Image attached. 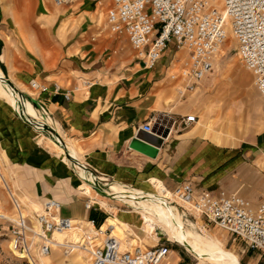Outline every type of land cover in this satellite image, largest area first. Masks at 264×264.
<instances>
[{
    "label": "crops",
    "instance_id": "crops-1",
    "mask_svg": "<svg viewBox=\"0 0 264 264\" xmlns=\"http://www.w3.org/2000/svg\"><path fill=\"white\" fill-rule=\"evenodd\" d=\"M86 1L96 3L95 12L111 4L110 0L82 2ZM83 7H74L73 12ZM84 12L87 11H81ZM80 25L81 30L74 33L70 42L72 45L66 53L61 54L53 47L51 55L47 57L40 48L23 46L22 50H14L10 44H6L0 53L3 78L26 99L29 120L34 124L38 120L45 125L43 117L46 116L38 107L42 106L49 114L50 127L60 134L73 155V164H80L82 171L91 175L119 176L130 179L133 184L137 180L136 174L144 171L145 177L162 182L170 191L180 183L192 182L197 191L209 192L217 197L238 192L253 208L264 204V113L261 102L251 97L246 103L249 106L247 115L252 117L249 122L256 129L243 140L224 139L214 130L202 131L196 125L199 122L198 112L202 108L200 102L191 98L185 102L167 104V92L162 85L168 79L175 81L176 78H169L173 76L171 70H155L158 63L153 68H146L143 57L136 62L135 58L125 57V51L113 50L106 55L96 51L88 36L93 25ZM93 35L91 40H97V34ZM0 41H5L2 34ZM105 44L103 39L98 42L101 48ZM117 45V41L110 43L112 48ZM113 58L116 65L110 66L107 60ZM124 60L127 61L123 63ZM236 73L234 76L238 75ZM209 75L202 81L204 84ZM32 81L48 90L33 92ZM55 84L61 88L59 93L54 92ZM225 85L229 88L231 83L226 82ZM178 90L181 98L189 94L185 87L180 86ZM66 92L70 93L69 99L64 96ZM243 107L237 105L240 110ZM160 114L168 116L164 121L171 129L167 137L139 131V126L154 122ZM189 115H195L198 122L186 127L182 118ZM25 119L8 103L0 101V166L7 178L15 175L23 186L29 188L30 197L23 199L28 204L25 210L37 211V204L43 208L48 198H55L62 204L60 213L63 216L87 222L91 228L93 224L103 226V229L112 226L113 235L126 238L128 229L123 225L133 230V217L122 212L117 215L124 220H119L117 215L112 216V210H107L110 205L104 200L109 198H91L80 189L81 185L78 187L81 193L77 192L78 179H81L79 175L82 181L84 176L73 164L64 162L58 151L54 150L49 142L50 138L53 139L50 131L37 129ZM46 139L52 151L46 146ZM97 178L104 180L103 177ZM92 187L97 192L100 188ZM104 190L117 198L121 205L130 208L132 205L116 196L117 191L131 192L134 196L136 191L154 195L153 192L120 182L111 183ZM88 203L92 205L91 208L87 207ZM141 218L142 229L156 238L155 227H145L144 215ZM212 234L224 242L226 250L229 249L226 235ZM229 250L240 259L239 254ZM60 254L53 251L47 256L50 262L45 259V263L89 264L73 255L62 254L65 259L61 260ZM168 257L162 264H171Z\"/></svg>",
    "mask_w": 264,
    "mask_h": 264
},
{
    "label": "built area",
    "instance_id": "built-area-1",
    "mask_svg": "<svg viewBox=\"0 0 264 264\" xmlns=\"http://www.w3.org/2000/svg\"><path fill=\"white\" fill-rule=\"evenodd\" d=\"M74 1L77 0H55V3L61 6ZM110 2L108 28L128 38L131 46L143 56L146 68H153L173 45L176 51L185 52L181 59L180 76L186 90L195 91L200 82L213 72L223 44L232 35L242 63L252 73L254 85L264 97V0ZM31 87L48 90L34 81ZM60 91V86L55 84L54 92ZM64 96L69 99L70 93L66 92ZM21 97V109L24 111L26 99ZM38 107L44 116L49 117L42 106ZM18 113L21 115L20 111ZM182 122L188 127L198 120L195 115H189L183 117ZM167 128L156 118L138 129L163 137ZM7 189L14 207V217L8 219L12 250L30 264L31 257L49 256L53 251L66 256L85 253L89 264H162L171 253V246L166 243L148 247L123 245L112 236V226L106 229L93 223L92 228L79 226L73 218L60 213L62 204L55 198H48L42 210L34 211L30 216L24 213L23 203L17 194L10 186ZM173 192L184 215L186 211L196 212L228 232L234 241L244 242L247 251L264 255V204L253 208L238 193L217 197L209 192L197 191L192 182L178 184ZM164 201L170 203L171 199ZM87 207L92 205L88 203ZM75 229H78L79 236L74 240L68 238ZM166 242L173 244L169 239Z\"/></svg>",
    "mask_w": 264,
    "mask_h": 264
},
{
    "label": "rangeland",
    "instance_id": "rangeland-1",
    "mask_svg": "<svg viewBox=\"0 0 264 264\" xmlns=\"http://www.w3.org/2000/svg\"><path fill=\"white\" fill-rule=\"evenodd\" d=\"M82 1L83 0H77L58 6L55 3V0H0V7L2 10L0 11V34H2V36L5 38L4 42L0 41V53L2 51L1 49H3V47L5 48L6 44H10L12 47H14V50H22L23 46H28L29 49L40 48L47 57L51 55V48L53 47L56 48V51H60L61 54L66 53L67 48L72 45L70 42L74 33L81 30L80 24H82L83 27L85 25L87 26L88 24H91L93 25V28L92 31L90 29L91 33L88 32V36L92 45H95L94 48L96 51H100L105 55L113 50H117L118 52L125 51L127 53L125 57L129 56L131 59L135 58L134 61L136 62L141 60L143 56L140 55L138 50H135L131 46L126 36L115 34L108 28V5H104L105 7H103V9L95 12V2L93 4L89 3V1ZM81 5L84 7L80 9V11L73 12L74 7L75 9H79ZM83 10H86L87 12L81 13ZM78 20L80 23H78ZM83 22H85V24H83ZM75 24L76 26H74ZM93 34H97V40H91L92 36H94ZM100 39L106 41V44L103 45V48H101L102 46H98ZM112 41L118 42L117 47L112 48L110 46ZM226 44H229L230 47L227 48ZM236 47V40L232 35H229L228 39L222 46L224 53L222 52L217 57L215 67L212 74L209 75L208 81L205 84L202 82L198 86L199 88L195 93L194 91L189 90L187 92L189 94H187L184 98H181L178 88L180 86L185 87V83L180 76L181 59L184 57L185 52L176 51L174 46L171 45L165 51L162 59L158 62L154 69L171 70L173 76L169 78H176L175 81L168 79L162 85V89L167 92L166 102L168 105L185 102L191 98L197 100L200 102L202 107L198 112L199 122L196 124L198 128L202 131H217L220 133L222 138H227L229 140L231 139L237 142L243 140L250 131L256 129L255 125H251L249 122L252 117L247 115L249 113V106L246 105V103L251 97L256 98V100L261 102L262 111L264 113V98L255 87L253 83V76L242 63L240 56L236 51ZM107 61L109 62L110 66L116 65V60L114 58L108 59ZM126 61L127 60H124L122 62L124 63ZM235 70L238 71L237 76H234L236 73ZM243 73L245 75L244 78L242 77ZM226 82L231 83L229 88L225 85ZM7 83L14 87L12 83ZM31 89L35 93L38 91L32 87ZM0 101L1 103L3 102V104H6L4 99L1 97ZM237 105H244V107L242 110H240L237 108ZM47 141L48 140L46 139L45 144ZM46 146L50 149L47 144ZM145 173L146 172L142 171L136 174L137 180L134 181V184L133 182L129 181L130 179L121 178L119 176L106 177L102 174L95 175L97 177H103V179L106 177V179H104L102 182L103 185L101 184L103 188H108V185L111 183L120 182L131 187H137L145 191L153 192L154 195H149L157 200L159 197L155 194V189L147 182L149 178L145 177ZM1 175L5 176L3 169L0 172V215L13 218L14 207L8 189L6 188L5 182L3 181ZM7 183L12 188L13 192L17 194V197L21 200L26 198L28 199V197H30L29 188L23 186L21 181L17 179V176L14 175L13 177L7 178ZM81 184L82 180L78 179L77 192L79 193L81 192L78 190V187ZM171 191L173 192L174 190ZM234 193L238 192L225 194L231 195ZM238 194L241 195L240 193ZM97 196L99 199H102L103 197L97 192V194H93L91 198ZM104 201L110 205V209L107 210L113 211V217H115L117 214H122V212H125L130 218L133 217V230L129 231L132 232L133 235L129 237V239L131 238V243L128 244H140L142 246L148 247L166 243L172 248V252L168 257V261L171 264H198V261L185 249L184 246L174 242L173 244L166 242V240H168L166 239L167 237L160 240L151 234L148 235L147 232L142 229L143 220L141 215L136 213L133 207L130 208L126 205H121L118 201L112 199ZM179 203L180 201H176V199L173 197V202L170 204V206L173 208L176 207V209H179L182 212V208L179 206ZM37 205V211L41 210V204ZM97 205L98 204L95 206ZM184 206L187 207V205ZM34 211L28 212L24 208V213L30 216ZM183 216L185 219H190L193 221V223L195 222L197 224H203L212 233H218L220 236L226 235L228 239L226 243L227 247L240 255V260L243 264H264V255L254 251H247L244 242L241 240L234 241L228 232L218 228L216 225L209 222L205 217L200 216L196 212L192 211H186V215ZM116 217H118L119 220H124L118 215ZM125 220L127 221V218ZM77 223L79 226L87 225V222L83 221H77ZM145 227L153 228L149 225H145ZM158 230L156 234L160 235L159 237H164V232L163 235H161ZM71 234L72 232L68 237L70 239ZM229 249H227V251L233 253ZM73 256L81 258L84 262H88L85 253H75ZM41 258L42 257L40 256L35 257V259L38 261H40ZM59 258L61 260L65 259L62 254L59 255ZM0 264H30L26 258L14 253L12 250L11 238L9 235V221L8 219L1 218Z\"/></svg>",
    "mask_w": 264,
    "mask_h": 264
},
{
    "label": "bare ground",
    "instance_id": "bare-ground-1",
    "mask_svg": "<svg viewBox=\"0 0 264 264\" xmlns=\"http://www.w3.org/2000/svg\"><path fill=\"white\" fill-rule=\"evenodd\" d=\"M227 48L230 47L229 44H226ZM224 53L223 49L219 54ZM218 54V56H219ZM238 73V72H237ZM236 73V74H237ZM243 78L245 77L244 73L242 74ZM0 97L3 98L6 103H8L15 111L21 112V115L25 117V121L30 125L34 126L37 129H45L44 124L42 125H35L32 120H29V112L28 108L24 101V111L21 109V105H23V100L21 94L16 91L10 84L7 82L2 81L4 78V73L0 68ZM34 114V113H33ZM35 116V115H34ZM37 116V115H36ZM44 116V115H43ZM38 117V116H37ZM45 121V125L51 126V122L47 117H43ZM53 133L50 134L53 139H49L50 144H52L54 150L56 149L64 161H67L69 164H73L71 160H73V155L70 153V150L67 146L63 145L62 138H58ZM48 142V143H49ZM53 150V151H54ZM69 150V151H68ZM70 155V158H69ZM74 168L84 176V180L80 186V189L92 196L93 194H97V191L92 187H99L103 185L102 179L97 178L93 174H89L88 172H83L81 165L78 163L73 164ZM0 166V172H1ZM87 170V169H85ZM79 175V174H78ZM3 181L5 182L6 188H9L7 183V176L1 175ZM82 180V176L79 175ZM101 180V181H100ZM100 181V182H99ZM91 185H90V184ZM149 183L155 187V194L159 197L157 200L151 197L147 193L136 191V195H132L125 191L116 192V196L121 198L123 201H126L134 210L141 215H144V222L146 225L154 226L155 231L157 233V227L164 231L165 236L172 242L178 243L187 249L195 258L198 260V264H243L237 255L232 253H228L225 248L224 242L217 236L212 234L209 230H207L203 224L199 223L196 224L195 222L191 221L190 219H185L184 214L179 210L171 207L170 204L173 202V197L176 201L179 202L174 192L165 188L162 182L156 179H149ZM102 184V185H101ZM11 188V187H10ZM12 189V188H11ZM120 190V189H119ZM168 198L171 199V202H165ZM113 200L117 201L115 197L112 198ZM24 208L28 206L24 200H21ZM96 202V201H95ZM98 204V203H97ZM27 209V208H26ZM181 209V208H180ZM33 213V212H32ZM31 213V214H32ZM1 219H11L8 216L0 215ZM187 223H186V222ZM116 224L115 221H113ZM200 222V221H199ZM192 225H189V224ZM124 224V223H123ZM124 228L128 229L126 238L122 239L120 236H115L112 233V236L118 238L123 245H128L130 242L129 237L133 235L132 232H129L130 229L127 225H123ZM121 235V234H120ZM71 239H76L79 236L78 229L72 231L70 235ZM160 236V235H159ZM156 234V238H158ZM133 241V240H132ZM126 243V244H125ZM12 248V246H11ZM47 260L50 262V258L47 256L42 257L40 261L31 257L30 261L31 264H46Z\"/></svg>",
    "mask_w": 264,
    "mask_h": 264
},
{
    "label": "water",
    "instance_id": "water-1",
    "mask_svg": "<svg viewBox=\"0 0 264 264\" xmlns=\"http://www.w3.org/2000/svg\"><path fill=\"white\" fill-rule=\"evenodd\" d=\"M2 81H4V82H6V80H5V78L2 80ZM9 84V83H8ZM11 87H13V86H11ZM14 88V87H13ZM20 94V93H19ZM168 116H166L165 114H160L158 117H157V122H164L165 121V118H167ZM171 121H172V119H171ZM36 124L35 125H39V122H35ZM173 123H174V121H173ZM42 126H44V128L45 129H47V130H49L51 133H53L54 135H56L58 138H61V136H60V134L54 129V128H52V127H49V126H47V125H42ZM169 131H170V128L168 127L165 131H164V133H163V136L164 137H167L168 135H169ZM63 143V142H62ZM63 145H65L64 143H63ZM69 158H70V155H69ZM85 169H87L85 166H83ZM95 176V175H94ZM100 188L99 189H97L98 190V193L101 195V196H103V197H105V198H109V199H112L111 197H113V196H111V195H109L105 190H104V188L103 187H101V186H99ZM159 231V233L161 234V235H163V230H158ZM164 235H165V233H164Z\"/></svg>",
    "mask_w": 264,
    "mask_h": 264
}]
</instances>
